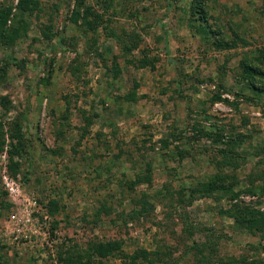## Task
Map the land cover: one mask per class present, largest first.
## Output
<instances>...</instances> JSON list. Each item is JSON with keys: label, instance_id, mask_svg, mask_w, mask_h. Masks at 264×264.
Returning <instances> with one entry per match:
<instances>
[{"label": "rangeland", "instance_id": "374dc122", "mask_svg": "<svg viewBox=\"0 0 264 264\" xmlns=\"http://www.w3.org/2000/svg\"><path fill=\"white\" fill-rule=\"evenodd\" d=\"M36 1L19 15L0 0L17 26L0 39V264H125L136 249L152 264H264V222L226 214L264 219V91L239 76L246 59L264 84V0H204L206 35L191 0H82L92 29L70 20L75 0ZM3 175L35 202L28 241L12 238L20 196ZM215 177L230 190L201 194ZM111 240L121 254L90 248Z\"/></svg>", "mask_w": 264, "mask_h": 264}, {"label": "trees", "instance_id": "16d2710c", "mask_svg": "<svg viewBox=\"0 0 264 264\" xmlns=\"http://www.w3.org/2000/svg\"><path fill=\"white\" fill-rule=\"evenodd\" d=\"M76 9H73L71 14H70V20L71 21H76L78 17L81 18L82 24L86 26L88 29L95 28L96 26V14L91 11L89 7H84L82 5V0H75L74 1ZM203 3L204 0H191V10L192 13H196V17L198 19V23L196 25L197 29L201 34H209L213 32L208 28L206 25V15L205 11L203 10ZM37 6V1L36 0H16L15 3V9L17 10V13L19 15H23V13H29L32 10L35 9ZM81 7V9H80ZM11 8L8 5H3L0 6V39L3 38H13L17 34V26H14V24L9 25L11 23L12 19L11 16ZM91 15L92 20H89L86 18V15ZM15 17V16H13ZM9 20V23L7 24V21ZM235 39H240V38H235ZM215 44L221 48L227 47H233L235 45V40L231 39L226 42H220L217 39H214ZM240 41H242L240 39ZM263 53H260V57L263 56ZM259 59V58H257ZM260 74V69L253 64L251 61H248L246 59H242L239 62V76L242 80H245L248 82V84L252 87H255V89L264 91V84H259L257 82V78ZM2 101V104L5 105L4 103L6 102V97L3 96L0 98V102ZM2 105V106H3ZM8 109L7 106L4 107V109ZM11 129L12 131L8 133V140H7V150H6V155H7V160H8V170L10 172H15L19 163L14 160V157L17 155L19 156L21 152L24 150L25 144L24 140L21 135L20 131V124L17 121L11 122ZM4 138L2 134V123L0 122V148L4 144ZM224 179H217L215 177L212 180H209L205 183H203V186L200 188L201 194H209L211 193L214 189L221 188L225 191L230 190L229 185H224L223 184ZM264 191V190H263ZM192 198V195H191ZM135 211V210H132ZM227 215L233 217V219L239 223V225L249 231L252 230H261L263 228V215L258 212L255 209H252L249 206L245 205H238L234 204L227 212ZM119 241L117 240H111L107 243L99 242V244L95 247L91 246L90 248L93 249V251L96 253V255L100 257H104L106 255H111L113 252L118 251L119 254ZM150 253L146 252L145 250L142 249H136L134 252L131 254H124L123 257V263L125 264H139L137 262L138 259L142 258L145 259L147 264H152L153 260L148 258ZM154 254V253H153ZM155 255V254H154Z\"/></svg>", "mask_w": 264, "mask_h": 264}, {"label": "built area", "instance_id": "2783aa9c", "mask_svg": "<svg viewBox=\"0 0 264 264\" xmlns=\"http://www.w3.org/2000/svg\"><path fill=\"white\" fill-rule=\"evenodd\" d=\"M2 182L7 191V196H12L11 198L13 200H10L11 202L14 203L15 200H17L13 196H20L18 198L19 202H16V205H21V208L17 209L19 214L9 215V223H13V230L11 232L12 238L13 240L23 239L28 241L31 238V235L37 230L36 224L31 222V215L34 211L33 207L35 206V202L30 196L19 194L17 183L8 179L5 175L2 176Z\"/></svg>", "mask_w": 264, "mask_h": 264}]
</instances>
